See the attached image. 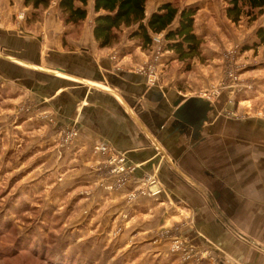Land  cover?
I'll return each mask as SVG.
<instances>
[{"label":"rangeland","instance_id":"1","mask_svg":"<svg viewBox=\"0 0 264 264\" xmlns=\"http://www.w3.org/2000/svg\"><path fill=\"white\" fill-rule=\"evenodd\" d=\"M162 1L167 0H148V8ZM169 1L178 7L198 5L194 26L204 57L173 60L161 51V33L160 40L154 38L147 47L156 64L140 65L136 71L155 76V83L159 66L161 84L171 85L173 76L182 77L178 85H208L197 94L232 101L230 109L221 110V118L233 117L237 109L241 117L264 119V44L252 46L264 15H244L232 23L225 16L226 0ZM0 3V26L4 17L25 23L30 6L22 5L14 14L16 0ZM85 23L72 28L73 38L78 39L83 28L89 31V21ZM129 31L124 29V35ZM9 43L13 46L0 33V264H242L217 244L198 243L185 232L192 218L179 214L171 221L169 210L157 209L160 200L154 199L152 207L136 204L137 197L158 199L166 190L164 183L148 172L134 177L136 165L124 154L109 146V152L95 148L107 143L99 141L90 150L77 146V127L59 116V98H49L57 85H75L52 76L54 71L75 73L49 55L47 66H42L48 70V90L24 96L29 93L24 85H39L40 79L34 70L8 62L12 57H6L4 48ZM10 81L24 84L15 96L1 85ZM128 183L132 189L124 199Z\"/></svg>","mask_w":264,"mask_h":264},{"label":"crops","instance_id":"2","mask_svg":"<svg viewBox=\"0 0 264 264\" xmlns=\"http://www.w3.org/2000/svg\"><path fill=\"white\" fill-rule=\"evenodd\" d=\"M16 2L14 14L23 5V0ZM4 3H0L1 15ZM57 3L44 9L41 20L30 26L4 17L0 33L13 41V46L4 48L9 52L6 57H12L8 62L34 70L40 83L1 85L8 86L11 96L21 85L29 92L24 96L42 94L48 90L44 67L49 55L59 58L75 74L54 71L52 76L75 85H57L49 98H59V116L77 127V146L90 150L99 141L107 143L136 165L134 177L148 172L166 187L158 199L137 197L136 204L152 207L154 199L160 200L157 209L169 210L171 221L179 214L193 219L185 232L198 243L217 244L242 264H264V119L241 117L236 108L233 117L221 118V110L230 109L232 101L197 94L208 85H178L182 77L173 76L171 85L161 84L159 66L155 83V76L137 72L140 65L156 64L148 48L160 34L152 36L148 48L125 35L113 47L98 48L92 35L93 0H87V17L80 23L89 21V31L81 29L78 39L73 38V27L60 21ZM154 9V4L149 8L147 4L146 15ZM64 33L67 46H63ZM167 54L177 60L173 53ZM199 56L204 57L202 50ZM125 187L124 199L132 183Z\"/></svg>","mask_w":264,"mask_h":264},{"label":"trees","instance_id":"3","mask_svg":"<svg viewBox=\"0 0 264 264\" xmlns=\"http://www.w3.org/2000/svg\"><path fill=\"white\" fill-rule=\"evenodd\" d=\"M225 16L232 23L242 16L264 15V0H226ZM148 0H93L94 18L92 35L98 48H110L121 40L124 29H129V40L142 48L151 46L152 36L163 34L162 53H173L179 61H190L200 54L202 40L195 32L194 16L197 4L176 6L172 1H162L147 16ZM51 0H23L29 7L25 24L30 26L41 20L40 11L49 7ZM87 0H58L59 17L65 26L78 27L87 17ZM254 18V17H253ZM63 34V46H67ZM255 43L264 44L263 25L255 32Z\"/></svg>","mask_w":264,"mask_h":264},{"label":"built area","instance_id":"4","mask_svg":"<svg viewBox=\"0 0 264 264\" xmlns=\"http://www.w3.org/2000/svg\"><path fill=\"white\" fill-rule=\"evenodd\" d=\"M20 13H22V12H20ZM21 16H22V14H21ZM160 38L161 37H156L155 39L158 41V40H160ZM96 149L98 148L101 152H109L108 151V145L107 144H100L98 147H95ZM132 197H134V195L132 196ZM178 246V245H177Z\"/></svg>","mask_w":264,"mask_h":264},{"label":"water","instance_id":"5","mask_svg":"<svg viewBox=\"0 0 264 264\" xmlns=\"http://www.w3.org/2000/svg\"><path fill=\"white\" fill-rule=\"evenodd\" d=\"M181 109V108H180ZM179 109V112H181V110Z\"/></svg>","mask_w":264,"mask_h":264}]
</instances>
